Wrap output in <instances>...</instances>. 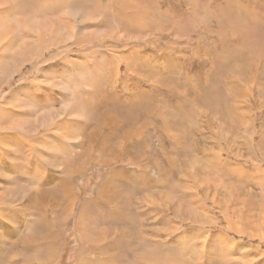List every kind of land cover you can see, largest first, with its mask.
I'll use <instances>...</instances> for the list:
<instances>
[{"label": "rangeland", "instance_id": "1", "mask_svg": "<svg viewBox=\"0 0 264 264\" xmlns=\"http://www.w3.org/2000/svg\"><path fill=\"white\" fill-rule=\"evenodd\" d=\"M75 2L0 47V264H264V0Z\"/></svg>", "mask_w": 264, "mask_h": 264}, {"label": "bare ground", "instance_id": "2", "mask_svg": "<svg viewBox=\"0 0 264 264\" xmlns=\"http://www.w3.org/2000/svg\"><path fill=\"white\" fill-rule=\"evenodd\" d=\"M76 0H0V2H2V5H5V16L3 18L2 15H0V21L1 19L4 20V22L6 23L4 25V23L1 21L0 22V47L2 46L4 49L6 48H10L12 47L11 45L17 41H22L25 38H28L27 43L29 42L30 44L35 42V46L37 45V43L39 42V39L43 38L44 35L47 34L48 28L50 26L55 27L56 30H64V28H70L72 30H74L75 24L77 22H82L81 17H78L77 15H75V13L77 11H79V9L81 8V5L79 3L75 2ZM125 1V0H124ZM83 3V2H82ZM114 4L116 5V7H114L113 9L115 10L117 17H121L122 12H119L117 9L120 8V4L118 1H115ZM57 5H63V17H60L58 15L55 14L54 9L57 8ZM125 5V4H123ZM112 5H110V3L107 5L106 10L108 9H112V8H108ZM143 7V5H141ZM140 6V8H141ZM1 7V6H0ZM113 7V6H112ZM137 7V6H136ZM139 7V6H138ZM145 8V7H144ZM53 10V14H52V21L51 20V12L50 10ZM136 9V8H135ZM134 9V11H135ZM23 10V11H21ZM26 11V12H25ZM73 11V14H70V12ZM100 11V10H99ZM146 11V10H145ZM21 12H24L25 15L27 16V18L23 21L20 19V15H22ZM69 14H66V13ZM103 12V11H102ZM112 12V11H111ZM127 12V11H126ZM140 12V11H138ZM138 12H136V14H138ZM144 12V11H143ZM107 13V12H106ZM130 13V12H129ZM146 13V12H144ZM128 14V13H127ZM126 14V15H127ZM143 14V13H142ZM24 16V15H23ZM47 16L49 17L47 19ZM125 16V15H124ZM131 16V15H130ZM137 16V15H136ZM135 16V17H136ZM41 17H45V23H36L35 20H37L38 18ZM138 17V16H137ZM39 20V19H38ZM47 21H49V26H47ZM38 24V25H37ZM22 28V30H21ZM19 31H25V33H22V35L20 36L19 39ZM4 43V44H3ZM49 43V42H48ZM6 51V50H4ZM5 55V54H4ZM5 66V65H4ZM4 73L3 69L0 68V77L1 75ZM34 80H26L25 83L23 84H29L30 86L33 85ZM38 83V82H37ZM36 83V84H37ZM39 84V83H38ZM33 87V86H32ZM25 88V87H24ZM3 89V87H2ZM4 95H2L1 97H3ZM15 96V95H14ZM2 102V100H1ZM61 119V118H60ZM56 126V125H55ZM66 135V134H65ZM1 136V135H0ZM2 137V136H1ZM20 136H16L15 142L17 140H19ZM27 138V137H26ZM51 136L48 135V139H50ZM30 139V138H29ZM1 140V139H0ZM24 141V139H22ZM26 142H28V139H25ZM21 141V140H19ZM23 141H21L22 144ZM1 143V142H0ZM9 144V143H8ZM16 144V143H15ZM261 145V144H260ZM19 146V145H18ZM28 148V145H26ZM1 147H3L1 145ZM4 147H7L4 146ZM33 148V147H32ZM257 149V147H256ZM1 150V149H0ZM14 150V149H13ZM30 150V149H28ZM262 150V149H261ZM12 151V150H11ZM16 151V150H15ZM31 151V150H30ZM29 151V152H30ZM28 152V153H29ZM5 153V152H4ZM204 153V152H203ZM2 154V153H1ZM213 161H216L217 163L220 162V157L218 155H215L212 157ZM34 159V158H33ZM224 160V159H223ZM226 163V162H225ZM234 165V164H233ZM262 172L264 174V169H262ZM264 177V176H263ZM195 181V180H194ZM221 188V187H220ZM48 191V190H47ZM31 192V191H30ZM39 194V193H38ZM64 195V194H63ZM71 195V194H70ZM34 196V195H32ZM45 195H39L40 197V203H42L43 205L48 204L51 202V200H47L46 197H44ZM29 197V195H28ZM38 197V198H39ZM71 197V196H70ZM33 198V197H32ZM65 198V197H64ZM173 198V197H172ZM70 199V198H68ZM65 200V199H64ZM168 200V199H167ZM229 202V201H228ZM55 203V202H54ZM70 208V207H69ZM234 210V209H233ZM236 215V214H235ZM2 219H0L1 221ZM2 224V223H1ZM50 238V237H49ZM205 240V239H204ZM100 241V240H99ZM46 249L48 250L47 253H51L53 250V236L48 240V242L45 244ZM257 256V254H256ZM255 256V257H256ZM262 256V255H261ZM258 257V256H257ZM12 258V257H10ZM259 258V257H258ZM257 259V258H256ZM50 255L47 256V258H45V263L48 264L50 263ZM81 260V259H80ZM105 263V262H104ZM77 264H81V262H78Z\"/></svg>", "mask_w": 264, "mask_h": 264}]
</instances>
